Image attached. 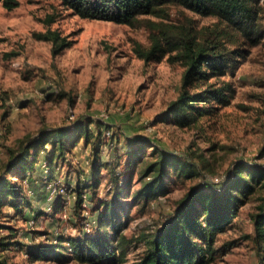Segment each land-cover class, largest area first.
Instances as JSON below:
<instances>
[{
    "label": "trees",
    "instance_id": "16d2710c",
    "mask_svg": "<svg viewBox=\"0 0 264 264\" xmlns=\"http://www.w3.org/2000/svg\"><path fill=\"white\" fill-rule=\"evenodd\" d=\"M59 1L82 18L145 26L148 43L137 42L133 47L138 57L146 62L165 58L184 66L177 94L161 113V119L178 127H195L201 116L230 102L233 83L221 76L234 70L247 46L260 43L264 38L260 0ZM0 3L12 9L19 0H0ZM172 6L210 15L215 20L198 24L184 12L172 18L169 9ZM54 20L53 14L48 13L44 17L46 29L36 35L50 41L53 52H59L70 46L72 40L50 28ZM116 136L117 130L104 117L83 116L68 124L43 126L34 136H25L15 147H8L9 155L0 171V229H6L0 232V264H12L4 251L16 242V227L2 223L7 215L6 206L25 219L28 218L25 211L33 212L36 218V214H55L63 207L61 196L48 202L47 208L42 210L31 205L27 192L37 189L40 190L37 195L45 196V189L39 186H43L46 179H55L56 172L63 166H74L78 172L71 202L81 233H57L53 238L30 245L29 255L35 259L70 256L87 263L204 264L213 259L217 232L231 226L243 201L257 188H264V166L237 160L220 182L218 191L210 190L205 182L193 184L175 201L170 216L160 226L128 236L123 228L129 206L137 205L142 209L152 199L166 194L173 175L193 178L202 174L197 163L188 156L168 151L152 139L127 135L125 144L117 145ZM79 142L87 152L86 165L81 169L72 162ZM196 156L201 165L208 167V160L201 154ZM114 160L116 163H112ZM120 161L128 169L127 173L116 169ZM102 169L108 182L106 189L113 195L99 199L96 205L99 212L93 218L95 223L87 230L84 221L87 216L91 217L89 200L98 194ZM133 177L135 186L132 188ZM249 219L252 233L245 236L255 241L260 250L259 262L264 264V192L258 196ZM128 252H134L132 259L127 257Z\"/></svg>",
    "mask_w": 264,
    "mask_h": 264
},
{
    "label": "rangeland",
    "instance_id": "374dc122",
    "mask_svg": "<svg viewBox=\"0 0 264 264\" xmlns=\"http://www.w3.org/2000/svg\"><path fill=\"white\" fill-rule=\"evenodd\" d=\"M260 7V19L264 24V0H260ZM169 9L172 18L184 12L198 24L215 20L213 16L198 15L179 6ZM48 13L55 17L50 28L72 40L70 46L59 52H53L51 42L36 35L46 29L44 17ZM263 40L247 46L234 70L221 76L233 83L230 102L201 116L195 127H178L161 119V113L177 94L184 66L165 58L146 62L138 57L133 47L137 42L148 43L145 26L82 18L64 8L59 0H19L12 9L0 3V171L8 158V147H15L25 136H34L41 127L68 124L83 116L104 117L117 130V145L125 144L127 135H140L168 151L188 156L201 171L202 175L193 178L173 175L166 194L152 199L142 209L137 205L129 206L124 233L130 236L140 231H153L167 220L175 201L189 186L205 182L210 190L218 191L220 182L237 160L264 166ZM79 144L74 148L72 162L81 169L86 165L87 152L82 142ZM197 154L209 161L208 167L200 164ZM116 169L128 172L122 161L116 164ZM104 171L102 169L98 194L89 200L92 219L99 212L96 207L99 199L113 195L106 189L108 182ZM77 176L74 166H63L51 181L56 184L62 181L72 188ZM51 181L46 179L44 185L39 186L48 190L46 202L58 196L66 200L68 195L55 193L49 198L50 184H54ZM263 192L264 188L260 187L250 194L241 204L232 225L217 232L213 259L204 264H260V250L255 241L245 235L252 233L250 213ZM36 197L40 199L35 206L44 199L42 195L36 194ZM29 198L33 202L31 195ZM71 201L66 204L63 201V207L55 214H36L37 218L25 213L28 217L25 219L11 209L2 219V223L16 227V242L4 251L8 260L12 264H111L81 262L70 256L35 259L29 255L30 245L53 238V234L81 233ZM44 203L42 210L47 205ZM133 254L126 255L132 259Z\"/></svg>",
    "mask_w": 264,
    "mask_h": 264
},
{
    "label": "built area",
    "instance_id": "2783aa9c",
    "mask_svg": "<svg viewBox=\"0 0 264 264\" xmlns=\"http://www.w3.org/2000/svg\"><path fill=\"white\" fill-rule=\"evenodd\" d=\"M108 133V132H107ZM54 182V181H51ZM50 188L49 189V198L51 197V195L53 193L55 194H61L62 196L68 195V198L66 200L63 199V201H65L64 204H66V202H69L71 199H73L75 197V193L73 191V189L71 187H67L64 182H60L57 184L54 182L50 184ZM86 201H84L83 205H86ZM84 213H88L87 210H84ZM88 218L85 219L84 221V228L87 230H90L92 228V225L95 223V220L92 219L91 217L87 216Z\"/></svg>",
    "mask_w": 264,
    "mask_h": 264
},
{
    "label": "crops",
    "instance_id": "0c3cea01",
    "mask_svg": "<svg viewBox=\"0 0 264 264\" xmlns=\"http://www.w3.org/2000/svg\"><path fill=\"white\" fill-rule=\"evenodd\" d=\"M43 175H44V173H43L41 176H43ZM36 179H39V176H37ZM36 181H37V180H36ZM37 191H38L37 189H34L33 191L30 190V192H32V193L29 194V196L31 195V196L33 197L32 199H33V202H34V203L31 202V203H32L31 205H32L33 207L39 209V208H41V204H42V203H44V202L47 203L46 200H47L48 190H47V189L45 190V193H44L45 196H44L43 202H42L40 205L35 206V203L37 204L38 200L40 199V198H37V197H36V192H37ZM42 196H43V195H42ZM45 203H44V204H45ZM39 206H40V207H39ZM11 209H12L11 207L6 206L5 211H6L7 215H8V213L10 212ZM25 213H26L27 215H33V212H31V211H30V212H29V211H25ZM9 214H10V213H9ZM27 215H26V216H27Z\"/></svg>",
    "mask_w": 264,
    "mask_h": 264
}]
</instances>
